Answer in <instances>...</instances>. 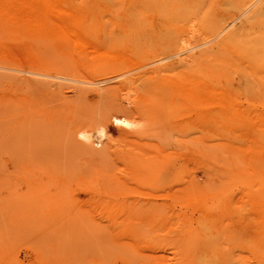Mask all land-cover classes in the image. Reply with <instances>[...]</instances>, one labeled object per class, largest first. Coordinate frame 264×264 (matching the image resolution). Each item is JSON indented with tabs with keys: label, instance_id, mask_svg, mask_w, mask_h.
I'll return each instance as SVG.
<instances>
[{
	"label": "rangeland",
	"instance_id": "374dc122",
	"mask_svg": "<svg viewBox=\"0 0 264 264\" xmlns=\"http://www.w3.org/2000/svg\"><path fill=\"white\" fill-rule=\"evenodd\" d=\"M224 2L64 0L81 43L1 60L0 264H264V86L143 65L215 40Z\"/></svg>",
	"mask_w": 264,
	"mask_h": 264
},
{
	"label": "bare ground",
	"instance_id": "6f19581e",
	"mask_svg": "<svg viewBox=\"0 0 264 264\" xmlns=\"http://www.w3.org/2000/svg\"><path fill=\"white\" fill-rule=\"evenodd\" d=\"M63 2L64 0H0V30H6L11 39L5 41L4 46L1 45L4 41L0 39V68H6L1 64V60H8L15 64L25 63V65H34V67L47 66L43 57V50L45 46L49 45L47 41L49 39L60 40L64 44L69 43V45L82 42L77 29L80 21L72 18L70 11L62 6ZM226 2L227 4L224 2L226 6H223V12L212 16V20L216 22L218 29L215 40L210 43L200 42L188 49H182L172 54L154 56L155 58L153 57L151 61L145 62L143 65L148 63L153 65V63L163 62L167 58H174L167 61L166 65H176L179 69L174 78L168 77L167 82L175 86L179 85V88L176 87L182 93H188L191 90L189 87L195 84H201L203 90L208 91L217 90L214 86L222 88L227 85H234L241 79L257 85V90L260 92L259 87L264 86V0H228ZM17 35L25 36L28 39L23 40L22 37L15 40ZM47 54L49 55L48 52ZM15 64L12 65L15 66ZM59 65H62L65 71L64 64L60 63ZM52 67L54 68V66ZM166 68L168 69V67ZM148 74L147 70L140 74L143 81L150 80L151 76ZM11 76L6 78L10 79ZM27 78L29 79V77ZM36 78L38 77L36 76ZM34 80L36 81V79ZM123 80L127 82L130 77H125ZM43 82L45 83V81ZM111 87L113 88V86ZM2 103L5 104L6 102H0V107L3 110L4 105ZM158 107L163 109L161 104ZM160 109L157 110V115L161 114ZM0 112L2 114V111ZM158 118L160 119L159 116ZM81 129H85V131L78 133L89 140L87 143L90 144L89 131L93 129V126ZM102 132L103 135H101ZM95 134L99 139L106 137L103 127L97 128Z\"/></svg>",
	"mask_w": 264,
	"mask_h": 264
},
{
	"label": "clouds",
	"instance_id": "9594fccd",
	"mask_svg": "<svg viewBox=\"0 0 264 264\" xmlns=\"http://www.w3.org/2000/svg\"><path fill=\"white\" fill-rule=\"evenodd\" d=\"M118 124L120 123H123V121H117ZM126 127L129 129V130H132L134 125L132 124H127ZM101 135H103V132L101 133ZM81 139H83V136L80 137Z\"/></svg>",
	"mask_w": 264,
	"mask_h": 264
}]
</instances>
